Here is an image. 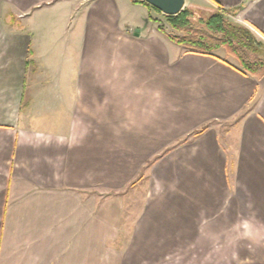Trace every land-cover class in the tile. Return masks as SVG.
<instances>
[{
    "label": "crops",
    "instance_id": "0c3cea01",
    "mask_svg": "<svg viewBox=\"0 0 264 264\" xmlns=\"http://www.w3.org/2000/svg\"><path fill=\"white\" fill-rule=\"evenodd\" d=\"M217 1L264 38V0ZM155 18L142 0H0V264H134L197 232L201 247H264V75ZM172 141L124 260L108 249L124 208L113 190Z\"/></svg>",
    "mask_w": 264,
    "mask_h": 264
},
{
    "label": "rangeland",
    "instance_id": "374dc122",
    "mask_svg": "<svg viewBox=\"0 0 264 264\" xmlns=\"http://www.w3.org/2000/svg\"><path fill=\"white\" fill-rule=\"evenodd\" d=\"M214 1L217 4L211 3L208 0H186L185 6H190L191 8H193L195 10L196 15H201L204 17L209 16L210 14L214 13L216 10H218L220 8H224V10H229V11L236 9V8L227 7L224 4H221L222 2L220 3L217 0H214ZM156 11L159 12L158 10H156ZM237 13H238V11H233V13H229L228 14L229 19L233 22L240 23L242 25L247 26L256 35V37L258 39H260L264 42L262 32H260L257 28H255V26L247 25L246 23H244V21L242 19L244 16L237 14ZM159 14H160V18H159L160 21L163 23V25L166 27V29L168 31H170L171 27L166 22L164 14L161 12H159ZM8 17L11 20L16 21V17L15 16L13 17L11 15V13L8 14ZM223 52H224V54H226V56L229 59L238 62V60L234 56L228 55L223 48H220L217 51V53H219V54H222ZM263 55H264V53H263ZM30 77H31V72L29 71L28 78H30ZM226 125L227 124L223 125L222 129L224 131L227 130V128L229 127V125H227V126ZM223 130L221 133H223ZM192 135H193V133H190V135H187L183 139L185 141L187 139L189 140L190 139L189 137H191ZM220 140L222 142V147L223 148L227 147L225 145L226 142L224 141L223 136H220ZM176 142L172 141V142L166 143V145H164V149L162 151H160L159 153L153 154L152 157H150L149 159L144 161L143 162L144 164L142 165V167L140 169H138L139 168L138 164H134V166L132 168L125 170L124 172H126V171H128V172L130 171L132 173L137 172V171H140V172L138 174L136 173V175L134 176V180L132 181V183H130L129 186H126V188L124 187V189H123V188H120L122 186V185H120V186H117L120 188L119 191L115 190V189L113 190L116 193H121V197H122L121 204L123 202L124 208L120 210L121 212L120 211L118 212V215L120 216V221H119L120 224H119L118 231L115 229V231H113L112 233L110 232L111 234L106 233L107 236L110 237L109 240L113 241L110 243V245H108V247H109L108 249H112L111 251H113L114 254L117 253V250H120L121 254L122 255L124 254V260L127 259V257L129 256V253L132 250L131 248H129L128 240L131 241V239L133 238L131 234H132V231L137 227L136 223H138V222L140 223L139 220H141V219H146V216L141 217V219H139V216L142 215V213H143L142 211H144V208L150 207V206L146 207L147 201L145 200V194L147 192H159L160 191L158 184L155 185V184L150 183L149 173H150V170L152 168V165L156 161H158L159 159H162L164 156H166L168 153H170L171 150L176 147ZM169 167H170L171 171L175 169L172 167V165H169ZM228 171L229 172L231 171V162L228 166ZM123 181H124V179L121 182H123ZM110 188L111 187L109 185H106L104 187L103 192H102L104 194V197L106 200L111 197L109 195V193L112 192V190H110ZM199 204L196 203L194 208L199 210V211L207 210V209H205V208H207V205H204L205 203L201 204L200 206H199ZM153 206H154V204H153ZM191 207L193 208V205H191ZM160 208H161V206H160ZM108 210H109V208H106V216H108ZM134 214L136 217L135 224L132 223V219H133L132 217H134L133 216ZM119 216H118V218H119ZM205 219H206V221H205ZM203 220H204L205 224H208L206 217H203ZM201 222H202V219H201ZM199 225H204V224L201 223ZM193 235L198 237V238L185 240V242L187 243L186 245L188 246L186 248L163 250V254L161 257H159L156 254H152V251H150V254L148 253V255L143 254L141 256L137 253L135 255V257L132 259V262L134 264H162L161 258L166 257V261L173 259L174 264H256L255 262H261L259 264H264L263 263L264 262V247L259 248V249L255 248V247L251 248V246L247 247V248L236 247V245H240L241 243H240V239L235 238V237H233V241L238 242V243L233 242L234 247L231 249H225V248L213 249V248H208V247H204V246L201 247L200 245H202V242L199 240V232L194 233ZM200 235H203V234L200 233ZM116 236H117V239H116ZM249 237L251 240L253 237V234H250ZM218 239L220 240L219 236H218ZM259 239H262V238H255L254 240L256 241ZM189 241H190V243H188ZM261 245L264 246V243H261ZM114 248H115V250H114ZM142 251L144 252L143 249H142ZM108 255H110V254L108 253ZM165 255H167V256H165ZM113 257H114V255H113ZM258 257H259V259H257ZM110 258H112V256ZM127 264H129V263H127Z\"/></svg>",
    "mask_w": 264,
    "mask_h": 264
},
{
    "label": "trees",
    "instance_id": "16d2710c",
    "mask_svg": "<svg viewBox=\"0 0 264 264\" xmlns=\"http://www.w3.org/2000/svg\"><path fill=\"white\" fill-rule=\"evenodd\" d=\"M143 2H146L142 0ZM152 6V5H151ZM153 9L161 10L152 6ZM234 10L220 8L209 16L196 15L190 6L175 15L164 14L171 27L168 31L160 19L159 29L176 43L200 53L213 54L223 48L228 55L234 56L241 70L257 76L264 75V42L245 25L233 22L228 14ZM199 130L195 134L202 132Z\"/></svg>",
    "mask_w": 264,
    "mask_h": 264
},
{
    "label": "water",
    "instance_id": "95a60500",
    "mask_svg": "<svg viewBox=\"0 0 264 264\" xmlns=\"http://www.w3.org/2000/svg\"><path fill=\"white\" fill-rule=\"evenodd\" d=\"M150 5L161 10L164 14L175 15L181 12L185 5L186 0H144Z\"/></svg>",
    "mask_w": 264,
    "mask_h": 264
},
{
    "label": "built area",
    "instance_id": "2783aa9c",
    "mask_svg": "<svg viewBox=\"0 0 264 264\" xmlns=\"http://www.w3.org/2000/svg\"><path fill=\"white\" fill-rule=\"evenodd\" d=\"M264 39V38H263Z\"/></svg>",
    "mask_w": 264,
    "mask_h": 264
}]
</instances>
